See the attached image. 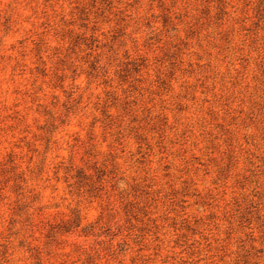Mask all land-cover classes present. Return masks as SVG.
<instances>
[{
  "label": "rangeland",
  "instance_id": "374dc122",
  "mask_svg": "<svg viewBox=\"0 0 264 264\" xmlns=\"http://www.w3.org/2000/svg\"><path fill=\"white\" fill-rule=\"evenodd\" d=\"M0 264H264V0H0Z\"/></svg>",
  "mask_w": 264,
  "mask_h": 264
}]
</instances>
